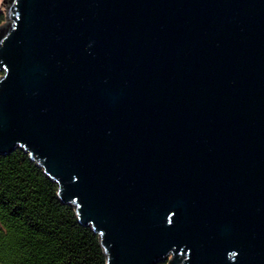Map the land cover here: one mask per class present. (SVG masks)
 <instances>
[{
	"label": "water",
	"instance_id": "1",
	"mask_svg": "<svg viewBox=\"0 0 264 264\" xmlns=\"http://www.w3.org/2000/svg\"><path fill=\"white\" fill-rule=\"evenodd\" d=\"M1 5L0 154L106 264H264V0Z\"/></svg>",
	"mask_w": 264,
	"mask_h": 264
},
{
	"label": "trees",
	"instance_id": "2",
	"mask_svg": "<svg viewBox=\"0 0 264 264\" xmlns=\"http://www.w3.org/2000/svg\"><path fill=\"white\" fill-rule=\"evenodd\" d=\"M0 264H106L98 235L20 149L0 154Z\"/></svg>",
	"mask_w": 264,
	"mask_h": 264
},
{
	"label": "rangeland",
	"instance_id": "3",
	"mask_svg": "<svg viewBox=\"0 0 264 264\" xmlns=\"http://www.w3.org/2000/svg\"><path fill=\"white\" fill-rule=\"evenodd\" d=\"M4 20H5V15H4ZM3 22H4V21H3ZM165 263H167V261H166Z\"/></svg>",
	"mask_w": 264,
	"mask_h": 264
}]
</instances>
